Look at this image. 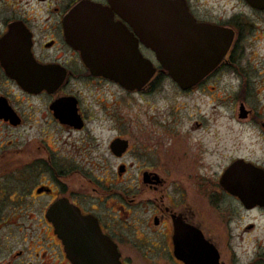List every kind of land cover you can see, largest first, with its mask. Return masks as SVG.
<instances>
[{"label":"flooded vegetation","instance_id":"flooded-vegetation-1","mask_svg":"<svg viewBox=\"0 0 264 264\" xmlns=\"http://www.w3.org/2000/svg\"><path fill=\"white\" fill-rule=\"evenodd\" d=\"M119 1L122 11L128 9V3L131 9L139 3ZM186 1L197 22L225 28L228 31L221 32L222 38L233 33V40L223 60L199 84L186 91L180 89L192 92L218 76L240 80L239 103L234 105V111L238 108V123L247 126L240 131L257 126V138L264 142V105L249 107L246 103L252 83L249 77L256 65L241 64L243 56L253 51L254 43L264 39L261 31L264 27H260L264 8L235 0L230 14L225 11L219 17L200 19ZM116 8L115 0H0V264H93L90 255L97 253L102 257L111 242L121 264H138L136 257L126 252L121 216L133 205L142 206L146 214L151 212L146 227L156 236L152 242L140 246V264H147L145 260L152 255L149 264H264V200L258 202L241 196L251 194L249 187L256 180L255 173L264 181V156L256 155L250 149L252 143H248L254 129L251 135L228 138L227 145L233 142L231 138L249 145L227 155L228 163L217 177L216 193L211 199L216 206L213 218L208 217L205 208H200L198 214L193 211L185 187H180V197L170 192L166 179L160 176L161 166L155 165L160 159L154 162L142 149L134 147L127 136L114 137L109 148L119 159L136 150L144 152L141 162L121 163L118 168V178L133 169L141 175L139 191L132 197L120 188L103 192L90 174L80 176L79 165L70 156L61 154L63 149L58 141L63 132L68 139L89 126L77 84L95 85L100 90L101 86L114 87L124 95H143L153 88L158 75L166 73L158 62L156 65L145 55L147 51L155 57L144 44L145 36L151 32L148 29L143 32L144 26L154 27L155 17L140 12L134 19L127 13L118 14ZM137 8L140 6L134 9ZM83 19L101 26L112 24L115 32L107 35L114 40L122 35L135 39L141 53L157 67L155 77L142 89L129 91L115 81L92 74L81 51L73 46L80 36ZM255 30L259 32L253 39ZM170 34L175 36V30ZM253 57L251 61H256L258 56L253 53ZM15 77L23 78L24 84ZM103 95H98L97 105L106 102ZM75 114L80 117L78 121L74 120ZM154 120L158 122L151 117L147 122L154 125ZM114 121L117 128L125 126L121 117ZM139 122L146 127L145 120ZM26 126L25 133L14 132ZM116 140L126 142L120 155L112 149ZM180 158L172 162L178 168L180 162L188 164L190 160L186 153ZM231 169L232 177H227ZM239 181L243 192L237 190ZM97 193L103 198H115L113 207L100 198L97 203ZM55 205L54 221L50 216ZM113 208L114 217L108 211ZM204 241L206 245H197ZM17 244L21 249H15ZM144 244L151 245L148 252H144ZM72 253L73 258L69 256Z\"/></svg>","mask_w":264,"mask_h":264},{"label":"rangeland","instance_id":"rangeland-1","mask_svg":"<svg viewBox=\"0 0 264 264\" xmlns=\"http://www.w3.org/2000/svg\"><path fill=\"white\" fill-rule=\"evenodd\" d=\"M188 1L192 11L200 19L207 16L219 17L225 11L230 14L236 5L235 0ZM261 21L263 23L260 27H264V16ZM261 31L263 32L264 29ZM258 32L259 30H255L253 39H256L255 33ZM253 53L258 56L256 61H251L254 58ZM145 55L158 65L153 54L145 51ZM243 57L241 64L256 65V70L249 77L252 83L249 86L246 103L249 107L262 106L264 105V39L254 43L253 51L247 52ZM240 83V80L230 76H218L200 88L186 93L166 73H162L155 78L153 88L143 95H124L114 87L101 86L100 90L95 85L89 87L79 83L77 87L85 103L82 106L89 126L85 131L73 133L68 139L67 134L63 132V137L58 141L59 147L63 149L61 154L70 156L73 162L79 165L80 176L90 174L96 186L103 192L120 188L132 197L139 191L141 175L133 169L122 178H118V168L121 163L141 162L144 160L141 155L145 152V155L154 159V162L160 159V163L155 165L161 166L160 176L166 179L170 192L177 196L180 187H185L184 192L191 199L193 211L198 214L200 208H205L208 217L213 218L216 206L211 199L216 193L217 177L228 163L227 155L233 150H245L244 148L249 145L245 142L244 146L234 138L230 139H233L234 144L232 142L227 145L228 138L238 134L251 135L250 131L254 129L253 136L250 140H246L252 143L250 149H254L256 155L264 156V142L257 138L259 128L254 126L251 130L240 131L247 128L243 122L238 123L236 115L238 108L237 112L234 111V105L239 103ZM100 93L104 94L106 102L97 105L95 101ZM92 94L95 96L93 97ZM218 105L226 106L219 108ZM116 117L125 119V126L122 129L117 128L114 121ZM150 117L158 119V122L154 120V125L147 122ZM141 119L145 120L146 127L141 126L142 122H139ZM124 128L128 130L124 131ZM24 129L27 130L28 126L14 132L25 133ZM121 134L129 137L132 145L144 152L136 150L135 153L130 152L124 159L116 158L110 151L109 143ZM69 150L71 152L68 153ZM183 153H186L190 160L188 164L180 162L178 168V165L172 162L180 160ZM100 195L102 194H96L97 203L100 198L113 207L115 198L109 196L103 198ZM178 196L180 197L179 194ZM115 210L114 208L108 210L113 217L116 216ZM150 215L151 212L146 214L143 207L137 205L128 207L127 213L121 214L127 240L126 252L136 257L138 264L141 263L142 256L140 246L156 239L146 227ZM143 246L146 252L151 245ZM15 249H21V245L17 244ZM27 257L28 261H31L30 253ZM153 258L154 255L149 256L145 261L149 264L150 259ZM164 259L163 255L162 263H165Z\"/></svg>","mask_w":264,"mask_h":264},{"label":"water","instance_id":"water-1","mask_svg":"<svg viewBox=\"0 0 264 264\" xmlns=\"http://www.w3.org/2000/svg\"><path fill=\"white\" fill-rule=\"evenodd\" d=\"M138 1L139 3L133 4L134 8L140 6L138 10L131 9V4L128 3V9L122 11L120 1L115 0L116 10L120 15L125 13L133 15L134 19L140 12H143L144 16L155 17L154 27L144 26L143 29V32L147 29L151 32L150 36H145V48L154 52L161 69L179 88L186 91L195 87L223 60L233 40V33L228 38H222V33L228 31L225 28L197 22L190 13L186 0ZM246 1L253 7L264 8V0ZM132 25L137 30L136 24L132 23ZM172 29L176 32L175 36L170 34ZM79 30L80 36L73 46L81 51L82 58L92 74L115 81L129 91L142 89L156 75L157 67L141 53L135 39L131 37L125 39L122 35L118 40H114L107 35L109 32L113 34L115 32L112 24L101 26L89 19H83ZM15 78L24 84L23 78ZM79 118L75 114L74 120L78 121ZM112 149L115 154L120 155L126 149V142L116 140L112 144ZM232 170L227 172V177L232 175ZM239 176L241 177V174ZM255 179L249 187L251 194L243 193L244 195L241 196L262 201L264 181L258 173H255ZM241 181L236 187L243 192ZM228 189L234 192L230 187ZM56 207L57 205L53 207L50 216L54 221L57 218ZM197 245H206V242ZM98 255L97 253L90 255L93 264H121L117 249L112 242L111 247L109 244L106 245V252L102 257ZM69 256L73 258L75 253Z\"/></svg>","mask_w":264,"mask_h":264}]
</instances>
